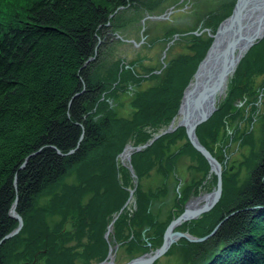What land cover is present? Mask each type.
I'll return each instance as SVG.
<instances>
[{
  "label": "trees",
  "instance_id": "16d2710c",
  "mask_svg": "<svg viewBox=\"0 0 264 264\" xmlns=\"http://www.w3.org/2000/svg\"><path fill=\"white\" fill-rule=\"evenodd\" d=\"M144 1L0 0V264H9L23 253V256H28L32 251L37 252L40 241H43L44 249L39 252L48 257L58 243L47 248L43 222H34L33 230L29 224L33 223L31 219H34L38 198L67 179L86 158L103 160L98 149L102 151L112 143L107 153L111 155L112 152L113 157L120 154L133 128L127 124L124 133L125 126L121 123H114L119 129L110 130H105V126L100 124L112 122L113 111L106 106V102L109 105L110 88L106 89L96 71L115 28L110 18L112 13L121 7H139ZM231 2L227 3V8L232 6ZM211 11L203 26L210 27V32L215 33L225 16L218 15L215 8ZM193 35L194 55H180L171 60L162 74L160 87H153L149 93L143 94L141 104L146 105L143 112L157 116L153 122L157 127L151 126L153 130L170 125L178 115L184 91L212 45V37L203 41ZM261 44L264 45V39L241 60L229 84L227 106L224 102L223 108L236 105L233 99L238 94L234 93L236 89L242 91L244 75L260 71L258 66H261V58L264 59V49L253 52L256 53V65L255 62L250 63L245 71L241 70L247 56ZM97 109L101 116L95 119ZM147 125L152 124L138 126ZM203 125L197 128L200 138ZM148 137L151 138L150 132L140 139ZM182 137L188 139L185 128L180 127L156 142ZM189 145L192 146L191 143ZM112 158H107L111 163L110 170H114L117 179H122L118 182L124 179L128 184L131 176L128 172L123 176L121 171H116ZM132 164L136 168L134 157ZM227 191L223 177V194L216 208L189 229L196 235L201 229L199 236L202 237L223 222L213 238L191 244L197 248V259L203 264H264V133L256 166L245 184L234 189L233 202L229 204L226 203ZM117 196V205H112L110 196L105 201L100 198L93 226H85L91 227L95 234V240L86 251L87 260L101 263L107 257L110 245L102 234L104 219L111 212L120 210L129 191L117 186ZM16 199V211L22 216L24 226L17 236L3 242L18 226V221L10 216ZM179 202L183 204L182 196ZM106 204L111 208L114 206V209L106 211ZM217 211H220L218 216ZM127 214L120 219L129 221ZM27 229L30 231L26 232ZM165 230L159 234L161 239ZM25 233H28L27 238ZM131 243L133 249L142 251L150 252L156 248L152 245L151 249L147 242L142 245L137 239H132ZM22 247L23 252H18ZM61 251L51 253L45 262L34 258L29 264H72L75 254H71L68 248Z\"/></svg>",
  "mask_w": 264,
  "mask_h": 264
},
{
  "label": "rangeland",
  "instance_id": "374dc122",
  "mask_svg": "<svg viewBox=\"0 0 264 264\" xmlns=\"http://www.w3.org/2000/svg\"><path fill=\"white\" fill-rule=\"evenodd\" d=\"M229 1H232V6L227 8ZM236 3L237 0H145L139 7L118 9L112 13L113 17L110 18L115 23V28L100 59L96 75L105 83L106 89L110 88L109 105L106 102V106L113 111L110 118L113 121L100 124L105 126V130L119 129L114 123L125 126L124 133L127 124L133 130L125 139L123 147L121 145L122 150L119 155L114 153L113 157L112 152L111 155L107 153L112 143L102 151L98 149L103 155V160H98L97 157L86 158L85 162L67 179L38 198L34 219H31L33 223L29 224L33 230L34 222L38 221L39 224L43 222L45 226L43 229L48 238L45 244L47 248L58 243L56 248H52L49 252L48 257L42 256L39 252L44 249L43 241H40L41 245L37 252L32 251L28 256H23V253L9 264H29L34 258L45 262L51 257V253L62 252L64 248L70 249L71 254H75L72 264H99L96 260L86 258L88 246L95 240V234L91 231L92 222L98 216L97 204L100 198L105 201L110 196L112 205L116 203L117 186L127 188L129 196L120 210L109 212L110 214L104 219L102 234L106 238V234L109 233L106 239L108 245L114 248L115 264H128L150 253L133 249L132 243L130 244L132 239H137L142 245H146L145 239L150 238L149 241L156 247L154 250L160 248L163 241L159 234L167 230L172 220L183 214L185 208L195 199L204 198L214 192L217 187V176L211 172L209 164L198 154L199 152L189 145L190 142L186 137L177 140L167 138L163 142L154 141L150 144L153 138L166 131L172 122L166 127L163 125L164 128L161 126L153 130L152 127H157L153 124L157 116L143 112L146 105L141 104V99L143 94L149 93L153 87H160L162 74L171 60L180 55H194L193 34L203 41L216 34L217 30L212 33L210 27L203 26L209 20L211 10L215 8L218 15H224L223 21H225L232 15ZM254 49L244 60L242 72L248 68V64L255 62L256 65V53L253 52L262 51L264 45L261 44ZM260 64L261 66H258L260 71L254 70L246 77L244 75L242 91L236 89L234 93V95L238 94L236 99H233L236 105L226 107L227 96L222 98L212 120L203 123L201 138L197 133L198 138L206 145L204 146L222 165L223 177L228 186L226 200L228 204L233 202L234 189L245 184L256 166L263 140L264 59L261 58ZM244 91L247 92L249 99ZM224 102L226 106L223 108ZM95 113V119L101 116L98 109ZM177 117L178 115L175 118ZM148 123L152 125L138 126ZM149 132L150 139L149 137L146 140L140 139ZM112 135L115 136L114 131ZM121 137L124 140V137ZM128 146L135 149L134 155L137 153L133 155L136 168L132 164L133 157L128 165L120 158ZM138 148L142 150L136 151ZM107 158H112L116 171H121L122 174L128 172L131 176L128 184L124 179L120 181L122 179L119 177L118 182L114 170H110L111 163ZM130 165L133 166L136 175L140 176H137L138 184L133 200L124 208L130 200V191L135 188L129 170ZM180 196L184 198L183 204L179 202ZM162 200L165 202L163 212ZM201 201L202 207L206 204V200L204 198ZM105 208L107 211L111 205L106 204ZM181 208L184 209L180 210ZM215 208L216 206L211 211ZM111 209H114V206ZM126 212L130 219L127 222L124 218L120 219ZM118 214L115 221L114 218ZM205 214L182 224L176 230L188 231L194 224L199 223ZM219 214L220 211H217L216 216ZM119 222L125 224L121 225ZM112 223L114 224L110 230ZM188 232L194 237L201 238L199 236L202 233L201 229L197 235L190 230ZM24 236L27 238L28 233ZM191 244L198 243H190L181 238L171 247L169 253L158 259L155 264H203L197 259V248ZM116 246L118 249L115 248ZM23 249L24 247L18 252H23Z\"/></svg>",
  "mask_w": 264,
  "mask_h": 264
},
{
  "label": "water",
  "instance_id": "95a60500",
  "mask_svg": "<svg viewBox=\"0 0 264 264\" xmlns=\"http://www.w3.org/2000/svg\"><path fill=\"white\" fill-rule=\"evenodd\" d=\"M119 9H123V7ZM110 17H113V15ZM211 37L213 38V43L184 92L178 112V117L181 119L175 126V121L178 117L175 118L168 129L153 138L150 144L161 136L174 132L177 128H185L189 142L207 160L211 172L217 176V187L212 194L204 197L206 204L202 207L192 208L188 205L183 214L172 220L164 234V240L160 248L142 255L128 264H155L181 238L186 239L190 243L199 244L206 242L215 236L223 223L221 221L210 234L201 238L192 236L188 231L176 230L182 224L210 212L222 197V165L201 143L197 135V128L207 122L217 111L218 103L227 96L230 81L241 60L255 44L264 38V0H237L232 15L220 24L216 34L211 35ZM133 150L135 149L133 148ZM141 150V148H138L136 151ZM129 170L134 179L135 188L130 191V200L124 208L133 200L138 184V177L132 165L129 166ZM199 199L202 200L197 198V200ZM17 205L18 199L12 206L10 216L18 221V226L4 238L3 242L17 236L24 226L22 216L16 211ZM118 216L119 214L114 218L115 221ZM113 224H111L110 228H112ZM108 235L109 233L106 234V238ZM115 248L118 249V246ZM113 250L114 248L110 247L108 257L99 264H115L111 258Z\"/></svg>",
  "mask_w": 264,
  "mask_h": 264
},
{
  "label": "bare ground",
  "instance_id": "6f19581e",
  "mask_svg": "<svg viewBox=\"0 0 264 264\" xmlns=\"http://www.w3.org/2000/svg\"><path fill=\"white\" fill-rule=\"evenodd\" d=\"M180 119H181L180 117H178L176 119L175 126H177V124H178ZM133 155H134V150H133L132 146H128L127 149L125 150L124 154L120 158L125 163H127L126 165H128L130 163V160H132ZM201 204H202V201L200 199L199 200L195 199V201L190 204V207H192V208H195L197 206L200 207ZM110 230H112V228H110ZM111 258H112V260H115V252H114V250L112 251Z\"/></svg>",
  "mask_w": 264,
  "mask_h": 264
},
{
  "label": "flooded vegetation",
  "instance_id": "af4514ba",
  "mask_svg": "<svg viewBox=\"0 0 264 264\" xmlns=\"http://www.w3.org/2000/svg\"><path fill=\"white\" fill-rule=\"evenodd\" d=\"M164 203V205H165V202H163ZM162 212H163V210H162ZM178 231H181V230H178ZM188 231H189V229H188ZM165 232H166V230L164 231V233H163V237H162V241L164 240V234H165ZM183 232V231H182ZM186 232V231H185ZM145 235V234H144ZM150 240V238H146L145 239V241L148 243V245L150 246V248L152 247V243L149 241ZM163 243V242H162ZM153 248V247H152ZM151 248V249H152ZM150 249V250H151ZM152 251H154V250H151L150 252H152Z\"/></svg>",
  "mask_w": 264,
  "mask_h": 264
},
{
  "label": "crops",
  "instance_id": "0c3cea01",
  "mask_svg": "<svg viewBox=\"0 0 264 264\" xmlns=\"http://www.w3.org/2000/svg\"><path fill=\"white\" fill-rule=\"evenodd\" d=\"M164 201L162 200V210H163V206H164V203H163Z\"/></svg>",
  "mask_w": 264,
  "mask_h": 264
}]
</instances>
